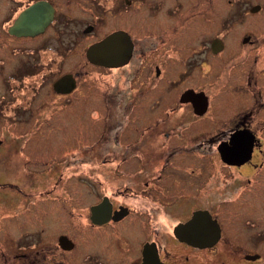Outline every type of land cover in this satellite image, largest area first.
<instances>
[{"label": "flooded vegetation", "instance_id": "obj_1", "mask_svg": "<svg viewBox=\"0 0 264 264\" xmlns=\"http://www.w3.org/2000/svg\"><path fill=\"white\" fill-rule=\"evenodd\" d=\"M223 4L0 0V47L12 46L0 64L25 55L32 67L0 74V118L24 125L41 112L25 82L60 94L54 82L72 74L69 96L98 74L103 92L95 145L38 179L37 239L0 245V264H264V0ZM102 42L94 65L87 52ZM221 77L230 114L201 129L184 108L203 116ZM12 133L0 146L27 159L47 138Z\"/></svg>", "mask_w": 264, "mask_h": 264}, {"label": "rangeland", "instance_id": "obj_2", "mask_svg": "<svg viewBox=\"0 0 264 264\" xmlns=\"http://www.w3.org/2000/svg\"><path fill=\"white\" fill-rule=\"evenodd\" d=\"M221 1L222 4L224 2V6L225 3L228 5L227 0ZM0 48L8 51L12 46ZM9 59L11 61L6 71L0 64V74H22L32 69L25 55L16 59L9 54ZM83 64L82 61L62 63L60 69L74 65L84 70ZM222 78L217 81L214 88L205 90L209 105L203 116L196 117L188 106L184 108L185 117L194 120L201 129L219 124L226 117H223L224 115L230 114L227 110V92ZM32 86L28 85V82L24 83L23 87L27 88L26 97H34L38 104L43 105L33 122L22 125L0 118V141L13 136V131H36L37 139L47 137L32 144L28 152L29 159L25 156L18 157L8 152L6 147L0 146V245L3 248L15 243L28 245L37 239L34 229L37 227L35 219L38 213L33 205L35 184L39 183L38 179L46 177L45 173L49 166L58 167L60 160L63 162V158L79 150L82 145H95L100 129L101 110L103 113V92L98 74H83L78 78L76 91L69 96L55 94L52 91V83H47L37 90ZM5 91V86L0 81V94ZM155 112L159 115L163 110L156 109ZM76 161H80V155L76 157ZM216 172L218 179L223 178V170L218 161ZM223 224L225 225V222ZM40 231L47 239L55 234L54 230Z\"/></svg>", "mask_w": 264, "mask_h": 264}, {"label": "water", "instance_id": "obj_3", "mask_svg": "<svg viewBox=\"0 0 264 264\" xmlns=\"http://www.w3.org/2000/svg\"><path fill=\"white\" fill-rule=\"evenodd\" d=\"M33 11H34V9H29L27 11L26 15L18 22V24L11 31L15 32L17 29L24 27V23H25L26 19L33 13ZM103 44H105V43L104 42L97 43V44L91 46L87 52V57H88L89 61L94 65H97L99 63L98 57L102 51L101 47L103 46ZM104 64L108 67H112L115 65L111 61H108V63L104 62ZM75 86H76V82H75V79L73 78V76L71 74H66L54 82L53 89L57 93L67 94V93H70L71 91H73ZM200 98H201V100H203L202 97H200Z\"/></svg>", "mask_w": 264, "mask_h": 264}]
</instances>
